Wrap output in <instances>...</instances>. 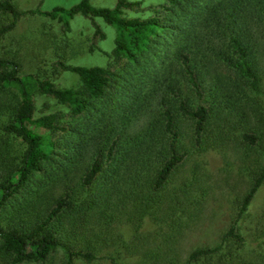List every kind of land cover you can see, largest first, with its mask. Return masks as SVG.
I'll return each mask as SVG.
<instances>
[{"label": "trees", "instance_id": "1", "mask_svg": "<svg viewBox=\"0 0 264 264\" xmlns=\"http://www.w3.org/2000/svg\"><path fill=\"white\" fill-rule=\"evenodd\" d=\"M127 10L148 15L127 17ZM3 14L11 21L0 25V40L26 14L57 21L64 31L76 15L93 26L100 18L117 35L109 67L57 62L61 72L78 76L72 87L22 74L15 58L0 56V264H45L58 248L64 264H89L100 258L97 247L70 240L85 233L96 240L99 229L104 243L111 223L129 224L138 235L146 217L172 233L163 239L165 252L143 253L144 261L264 264V205L254 223L247 222L264 188V102L257 97L264 76V0H165L148 9L126 0L113 8L81 0L49 12L20 11L0 0ZM98 34L104 37L96 27ZM38 96L65 112L39 114ZM190 147L198 154L228 148L247 185L236 193L216 239L181 259L172 249L197 204V188L169 185ZM199 183L200 176L198 222L211 192Z\"/></svg>", "mask_w": 264, "mask_h": 264}, {"label": "rangeland", "instance_id": "2", "mask_svg": "<svg viewBox=\"0 0 264 264\" xmlns=\"http://www.w3.org/2000/svg\"><path fill=\"white\" fill-rule=\"evenodd\" d=\"M20 11L39 8L42 12H49L54 8L69 9L81 0H11ZM118 0H89L97 8H113ZM140 2L142 9L156 7L165 3V0H126ZM148 12L125 11L127 17H146ZM11 21L7 14L0 15V25ZM92 25L89 18L76 15L69 21V31H64L62 24L42 15L23 16L16 27L0 40V56L13 57L21 65L22 74H33L39 78L51 80L57 87H72L78 84V76L68 72H61L56 66L58 61L81 67H109L114 42L117 35L114 26L106 24L100 18H94ZM96 27L104 35H95ZM61 59H60V58ZM176 69L170 70L173 77H179ZM264 102V76L262 92L257 96ZM37 110L40 113L63 111L61 106L49 97L38 96ZM190 155L185 163L174 174L169 189H178L181 185L192 183L195 191L193 204L189 210V217L182 225L181 235L176 236V244L172 249L181 259H185L189 251L198 247L207 240L216 239L217 233L228 223L233 208V199L238 191L244 190L247 179L239 171V162L233 152L228 148L221 151L219 148L211 149L198 154V148L190 147ZM223 150V149H222ZM198 176L201 177L203 187L211 192L207 202L202 208L198 222ZM179 195L180 192L178 193ZM264 205V188L260 189L252 202L248 225H252ZM251 222V223H250ZM105 230L108 239L102 242V231L97 229L98 238L94 240L92 233L77 235L73 241L78 247L85 245L95 246L98 260L89 264H111L103 257L115 258L117 264H152V261L143 260V253L155 250L162 254L164 251V237L172 233L169 227L161 221L146 217L140 227L138 235H134L129 224L108 225ZM99 227V226H98ZM97 227V228H98ZM106 237V236H104ZM110 238V239H109ZM160 250H159V249ZM163 256L170 257V252ZM149 259V258H146ZM164 259V258H163ZM160 258L158 264L163 261ZM64 251L56 249L45 264H64ZM74 264H87L81 260Z\"/></svg>", "mask_w": 264, "mask_h": 264}]
</instances>
